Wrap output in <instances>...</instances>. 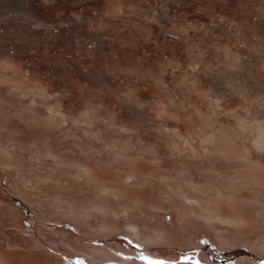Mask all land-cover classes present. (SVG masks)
Masks as SVG:
<instances>
[{
  "label": "rangeland",
  "instance_id": "rangeland-1",
  "mask_svg": "<svg viewBox=\"0 0 264 264\" xmlns=\"http://www.w3.org/2000/svg\"><path fill=\"white\" fill-rule=\"evenodd\" d=\"M261 18L0 0V264H264Z\"/></svg>",
  "mask_w": 264,
  "mask_h": 264
},
{
  "label": "crops",
  "instance_id": "crops-1",
  "mask_svg": "<svg viewBox=\"0 0 264 264\" xmlns=\"http://www.w3.org/2000/svg\"><path fill=\"white\" fill-rule=\"evenodd\" d=\"M261 19L264 20V18H261ZM259 39H264V35L259 36ZM260 56L264 57L263 49H261ZM216 65H220V64L217 63ZM242 65H244V63L238 59V61L236 63H234V67H232V69L237 68L238 70H242ZM210 81H211V78H210ZM219 81L221 82V80H219Z\"/></svg>",
  "mask_w": 264,
  "mask_h": 264
},
{
  "label": "built area",
  "instance_id": "built-area-1",
  "mask_svg": "<svg viewBox=\"0 0 264 264\" xmlns=\"http://www.w3.org/2000/svg\"><path fill=\"white\" fill-rule=\"evenodd\" d=\"M49 1H51V2H54V0H49ZM9 51H10V53H13V52H14V50H13V47H12V46H10V47H9Z\"/></svg>",
  "mask_w": 264,
  "mask_h": 264
},
{
  "label": "trees",
  "instance_id": "trees-1",
  "mask_svg": "<svg viewBox=\"0 0 264 264\" xmlns=\"http://www.w3.org/2000/svg\"><path fill=\"white\" fill-rule=\"evenodd\" d=\"M223 255H225V254H223Z\"/></svg>",
  "mask_w": 264,
  "mask_h": 264
}]
</instances>
